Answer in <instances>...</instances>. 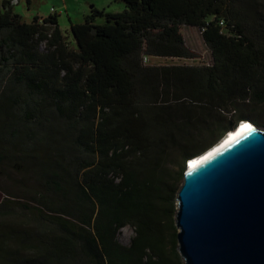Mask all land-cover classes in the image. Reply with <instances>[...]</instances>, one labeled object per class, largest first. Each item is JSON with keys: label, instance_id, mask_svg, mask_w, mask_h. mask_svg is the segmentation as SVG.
Listing matches in <instances>:
<instances>
[{"label": "trees", "instance_id": "16d2710c", "mask_svg": "<svg viewBox=\"0 0 264 264\" xmlns=\"http://www.w3.org/2000/svg\"><path fill=\"white\" fill-rule=\"evenodd\" d=\"M121 1L73 23L75 46L58 14L27 22L3 2L0 187L17 207L0 203V264H184L187 161L239 121L259 125L244 106L264 104V0ZM185 25L211 63H144L198 58Z\"/></svg>", "mask_w": 264, "mask_h": 264}, {"label": "water", "instance_id": "95a60500", "mask_svg": "<svg viewBox=\"0 0 264 264\" xmlns=\"http://www.w3.org/2000/svg\"><path fill=\"white\" fill-rule=\"evenodd\" d=\"M187 168L175 224L184 264H264V129Z\"/></svg>", "mask_w": 264, "mask_h": 264}, {"label": "rangeland", "instance_id": "374dc122", "mask_svg": "<svg viewBox=\"0 0 264 264\" xmlns=\"http://www.w3.org/2000/svg\"><path fill=\"white\" fill-rule=\"evenodd\" d=\"M0 0V11H3V2ZM10 2L9 7L14 12L20 14L22 19L27 22H31L36 15L47 17L50 14H58V20L60 27L65 35L66 41L75 46V39L71 32V25L84 21L87 14L90 13L93 7L105 8L110 11H122L125 8V3L121 0H31V4L27 3V0H7ZM98 22H102V19H98ZM182 33L184 35L186 44L190 46L194 51L199 53V57L195 59H178L170 57H158L150 58L149 63L152 64H209L212 62L211 52L206 45L202 33L197 27L183 26ZM43 50H46V43L41 45ZM251 114L258 120L259 127L264 129V104H251L244 106ZM213 114L229 115L223 110H214ZM240 122V121H239ZM238 122V123H239ZM0 183H7L0 179ZM0 187V203L4 200L10 199L12 202H16L17 199L7 194V191L14 192L13 189H7ZM17 207V202L12 203ZM135 231L133 227L126 226L119 231L118 238L124 244H130Z\"/></svg>", "mask_w": 264, "mask_h": 264}, {"label": "bare ground", "instance_id": "6f19581e", "mask_svg": "<svg viewBox=\"0 0 264 264\" xmlns=\"http://www.w3.org/2000/svg\"><path fill=\"white\" fill-rule=\"evenodd\" d=\"M253 126H254V123L252 121L242 120V123H239L234 129L229 131V133L226 134L225 137H223V139L218 144H216L215 146H213L209 150H212L214 147H215V150H217L222 145H226V144L232 142L235 138L240 136V134H242L245 130H247L248 128L253 127ZM209 150H207L206 152H208ZM205 153L191 158L189 164L187 165V168L191 169V168L196 167L197 165L201 164L205 160V158H207L209 156V154H212L213 152H209L205 157H201Z\"/></svg>", "mask_w": 264, "mask_h": 264}, {"label": "built area", "instance_id": "2783aa9c", "mask_svg": "<svg viewBox=\"0 0 264 264\" xmlns=\"http://www.w3.org/2000/svg\"><path fill=\"white\" fill-rule=\"evenodd\" d=\"M220 24L221 25H224V21H220ZM149 60H150V57L149 56H147V55H144L143 56V61H144V63H149ZM188 162V161H187Z\"/></svg>", "mask_w": 264, "mask_h": 264}, {"label": "clouds", "instance_id": "9594fccd", "mask_svg": "<svg viewBox=\"0 0 264 264\" xmlns=\"http://www.w3.org/2000/svg\"><path fill=\"white\" fill-rule=\"evenodd\" d=\"M239 123H242V121H240ZM239 123H238V124H239ZM238 124H237V125H238ZM189 162H190V160H188L187 165L189 164Z\"/></svg>", "mask_w": 264, "mask_h": 264}, {"label": "snow or ice", "instance_id": "6c2138e0", "mask_svg": "<svg viewBox=\"0 0 264 264\" xmlns=\"http://www.w3.org/2000/svg\"><path fill=\"white\" fill-rule=\"evenodd\" d=\"M211 156V154H209V157ZM205 159H207V158H205Z\"/></svg>", "mask_w": 264, "mask_h": 264}]
</instances>
